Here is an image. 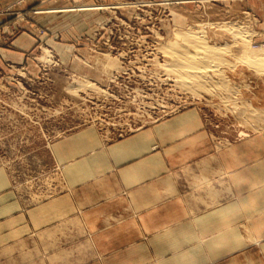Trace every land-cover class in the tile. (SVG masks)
I'll return each instance as SVG.
<instances>
[{"label": "rangeland", "instance_id": "rangeland-1", "mask_svg": "<svg viewBox=\"0 0 264 264\" xmlns=\"http://www.w3.org/2000/svg\"><path fill=\"white\" fill-rule=\"evenodd\" d=\"M195 37L230 46L219 66L227 84L218 74L212 86L182 79L167 64L169 51L196 53ZM263 48L264 0H0V256L100 260L108 248L96 247L100 226L87 222L122 203L126 214L105 226L149 227L129 228L118 264H232L247 249L259 264L264 62L251 58ZM136 174L145 183L170 175L175 185L141 205L128 191L110 198V177ZM231 203L240 237L249 219V248L230 237ZM217 207L227 215L201 228V242L200 213ZM4 238L25 246L10 253Z\"/></svg>", "mask_w": 264, "mask_h": 264}, {"label": "crops", "instance_id": "crops-1", "mask_svg": "<svg viewBox=\"0 0 264 264\" xmlns=\"http://www.w3.org/2000/svg\"><path fill=\"white\" fill-rule=\"evenodd\" d=\"M205 162H203L200 165L201 168ZM206 166H207V164L205 163L204 167H206ZM109 180H110V182H109L110 186H109V188L106 189V191L109 192L110 194L114 192V195H115V196L110 197V198L115 199V200L117 198H122V192L128 191L129 197L131 198L132 202L131 201L130 202L127 201V202H129L130 204L135 203V205L136 204L141 205L142 201L144 199L149 198L150 200H152L155 195H156V199H158V195L160 192H163V190L168 188L169 186L175 185V180L172 179V177L170 175H167V177H164V178L157 177L154 180L147 182V183H145L143 179H139V176L137 174L134 176L125 178V179H121L117 176L115 178L110 177ZM199 182L200 183H208V182H210V180H208L207 177H204V178L200 179ZM218 195H219V193L216 191L213 193L211 192V196L214 199H217ZM204 196L206 197L207 193ZM117 200H119V199H117ZM127 202H126V204H128ZM118 205L120 207H117L116 210H113V209H115V208H113L112 210H110V209L109 210L94 209L93 211H95V212L92 211L93 212V218L87 222L88 228L89 227L90 228H92V227L98 228L100 226V228H98V230H96V232H94V237L97 238V245L94 244V246L96 245V247L108 248V250L103 252V256L101 257L100 260H97V261L87 260V263H89V264H118V263H120L122 260V257H119L120 255H118L119 254L118 253L119 248L126 247L133 242L131 240V238L134 235H130L133 233H130L128 231L129 228L131 229V227L134 226L135 227L134 232L136 234L137 232L141 233L143 231V227H145V228L149 227V225L147 223L144 224V221H142V220L140 223H138L137 220H132L135 222L130 223V221H127L128 219L120 222L117 225H114L111 228L110 227L108 228V226H105L104 225L106 222L105 220L109 217L108 215H114L116 213L115 211H117L120 215L126 214L127 211H126L125 207H122L123 204L119 203ZM231 205H233V203H231ZM100 210H102V211L100 212ZM222 210L217 207V208L211 209L210 211H206L205 213H200V221H199L200 224H199V228H198V237H199V240L201 242H209V240L206 239V237H203V231H202L203 229H201V228L203 227L206 229V226L210 225V227H211L213 224L216 225L218 221H221V219L219 217H222L223 215H227V211H224V210L222 211ZM136 211L139 212L141 210H136ZM228 211H230V214L232 216V220L229 223V229H228V231L230 232L231 239L234 240L235 242L239 241V243H237L236 246H240V241H242L243 242L242 247L243 248H249L252 245V243H250L251 241H249V239L245 238V236H244V235H246V231L252 232L251 229L249 228V219L248 218L246 219L247 230L245 232L243 230L241 232V237H240V229H239L240 227H239V219H238L239 209L235 208L233 205V206H231V208ZM153 212H154V214L158 213V209L150 208V211L148 213H150L152 215ZM234 214H237L236 219H235V217L233 219ZM140 215H143V213ZM212 216H214V220L211 219ZM101 225H103V226H101ZM88 230H90V229H88ZM55 231H57V229H55ZM214 231H215V233H222V230L221 229L219 230V228H217ZM7 232H9V231L7 230ZM96 233H98V234H96ZM233 233H234V235H233ZM7 234H9V233H7ZM128 234L130 236H128ZM249 235L250 234H247L246 236H249ZM253 235L251 237H253ZM91 237H93V234L91 235ZM128 237L130 238L131 242H128ZM4 239H6V238H4ZM135 239H138V238H135ZM6 240H7V245H5V247H7V249H8L7 251L10 253L15 252L18 249H23V247L25 246V240L23 238L13 240L12 243H10L9 238H7ZM91 240L94 243L93 238ZM2 241H4V240L2 239L1 242ZM262 248L263 249L261 252V257L259 259V264H264V244H263ZM251 251L252 250L247 249L245 251V254L232 257L231 263L232 264H256L254 258L251 256ZM23 258H24L23 255L16 256L15 254H13V256H0V264H24ZM117 261H118V263H117Z\"/></svg>", "mask_w": 264, "mask_h": 264}, {"label": "bare ground", "instance_id": "bare-ground-1", "mask_svg": "<svg viewBox=\"0 0 264 264\" xmlns=\"http://www.w3.org/2000/svg\"><path fill=\"white\" fill-rule=\"evenodd\" d=\"M203 22H204V20H203ZM190 44L191 45L194 44V46L198 47L199 50L194 54L190 53V51L188 49L187 50L186 49L177 50V53L174 52V50L169 51L170 55L174 56V60L172 62H170L171 64L169 62L167 64L173 66V68L181 74V75L180 74L179 75L182 79H184V78L186 79L188 77H189V79L194 78L195 80H197L201 84L210 85L212 82H214V80H216L215 78H214V80L212 78L218 74V75H220V77H222L223 81H221V82L227 84L229 79L224 74L225 72L223 71L224 72L223 74L226 76V77H224V75L221 73L222 71L219 68V66L226 62V59L224 58V56L228 52L230 46L227 44H225V45L211 44L209 39H207V38H205V39L201 38L200 39V37L197 39L195 37V39L193 41L191 39ZM189 45L186 44V45H184V47L186 46V48H189ZM165 52H166V54H169L168 51H165ZM99 59H100V60H98L99 62L104 61L105 64L110 63V65H112V61L110 62V61H108V59H105V58H99ZM251 60L253 62H256V63H263L264 62V48L261 50L260 53H258L257 55H254L251 58ZM257 74H259V73L257 72ZM261 74H263V73H261ZM225 78H227L228 80ZM188 81H190V80H188ZM217 82H219V81H217ZM191 83H192V81H191ZM212 84H211V86H212ZM217 85H218V83H217ZM231 87H233V85ZM218 94H220V93H218ZM234 94H235L234 90L231 89L230 92L228 91L225 94H223V98L230 99L231 97H234Z\"/></svg>", "mask_w": 264, "mask_h": 264}]
</instances>
